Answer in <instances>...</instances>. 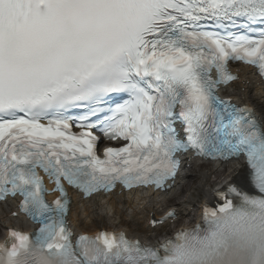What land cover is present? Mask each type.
<instances>
[{"label": "bare ground", "instance_id": "1", "mask_svg": "<svg viewBox=\"0 0 264 264\" xmlns=\"http://www.w3.org/2000/svg\"><path fill=\"white\" fill-rule=\"evenodd\" d=\"M241 74L244 80L249 81L248 86H246L247 91L245 94H241L236 84H233V94L231 96L235 98V101L241 104L250 103L254 99H260L262 93H260L259 89L255 86V82H252V77L248 76L245 70H243ZM250 91L253 92L255 98L250 96ZM223 167L212 165L211 170H209L210 172H203L200 175L196 188V192L198 196H200L196 204L197 206L191 203L190 199L186 202H177L174 206L179 215L185 214L186 210L191 207L198 208L199 204L202 206L204 203L209 202L215 188H218L224 182H238L243 180L244 170L239 163L234 162ZM224 173H226V175H224ZM223 176L224 179L221 180ZM190 188L191 183L188 182L187 185L183 187L182 191H188ZM167 197L142 193L134 194V196L101 197L84 202L79 198H73L68 220L76 233H96L101 229L124 231L129 237L138 238L143 242L153 243L154 240L147 241L143 235V237L140 236V234L144 232H151L147 225L144 226L143 224L138 230V232H140V234H138L133 233L130 228L128 229V224L138 226L141 223L140 220L143 219L142 215L144 212V210L141 209L142 207H146L147 212L163 209L164 205H166L165 201ZM12 211L11 202L0 205V230L10 226H23V223L18 218H7L8 214ZM199 214H201V208ZM144 221L145 223L148 221L147 216L144 218Z\"/></svg>", "mask_w": 264, "mask_h": 264}, {"label": "rangeland", "instance_id": "2", "mask_svg": "<svg viewBox=\"0 0 264 264\" xmlns=\"http://www.w3.org/2000/svg\"><path fill=\"white\" fill-rule=\"evenodd\" d=\"M210 169L211 168L207 167V166H203V167H199V168L195 167L194 170H192V172H189L192 174V176L190 177V180H192V182L190 181L191 188L188 191H184L183 195L178 200H176V202H178V201L184 202V201H188V199H190L191 203L196 205L199 201V198H200V196H198V194L196 192V187L198 185L197 181L199 180V177L203 172H210L209 171ZM224 175H226V173H224ZM223 179H224V176L221 178V180H223ZM188 194H189V198H187ZM191 218H194V216H192V212H189L188 215H186V216L182 215V219L179 221L178 225H188L189 221L192 220ZM102 226H104V225H102ZM176 227H177V225L175 227L174 226H166L160 230H156L155 232H150V233L145 232L143 234H140V232H138L139 229L137 227H135L131 224H128V228H130L132 232L138 233V234H140V236L143 235L144 238L147 239L148 241H153V240L156 241L158 238L165 236L168 233H170L171 231H173Z\"/></svg>", "mask_w": 264, "mask_h": 264}]
</instances>
